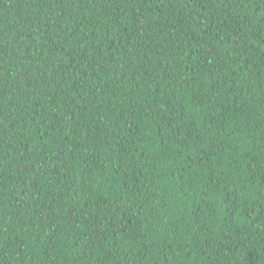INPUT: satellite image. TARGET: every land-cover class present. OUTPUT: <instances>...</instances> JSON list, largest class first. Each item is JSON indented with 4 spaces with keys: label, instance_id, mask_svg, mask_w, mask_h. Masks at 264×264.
Listing matches in <instances>:
<instances>
[{
    "label": "trees",
    "instance_id": "trees-1",
    "mask_svg": "<svg viewBox=\"0 0 264 264\" xmlns=\"http://www.w3.org/2000/svg\"><path fill=\"white\" fill-rule=\"evenodd\" d=\"M0 264H264V0H0Z\"/></svg>",
    "mask_w": 264,
    "mask_h": 264
}]
</instances>
